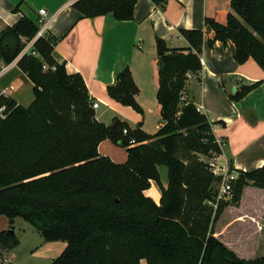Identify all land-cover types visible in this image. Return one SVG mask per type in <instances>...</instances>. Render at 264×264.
Listing matches in <instances>:
<instances>
[{
  "label": "trees",
  "instance_id": "obj_1",
  "mask_svg": "<svg viewBox=\"0 0 264 264\" xmlns=\"http://www.w3.org/2000/svg\"><path fill=\"white\" fill-rule=\"evenodd\" d=\"M151 1L165 9L167 0ZM137 2L78 0L73 7L86 19L125 22L134 20ZM231 9L226 24L208 18L206 25L215 41L235 44L237 63L254 60L264 71V0H232ZM39 32V24L24 16L0 33V61L9 66L20 58L17 68L34 93L28 107L0 96V108L8 112L0 119V217L24 220L47 243H67L52 264H264V257L239 258L215 237L216 222L229 205H240L247 186L264 190V166L238 172L232 202L218 201L215 185L222 177L207 163L222 154L215 124L182 100L189 78L203 70L204 33L180 30L186 49L157 40L164 125L149 135L118 118L100 122L84 78L55 60L58 39ZM260 84L242 87L231 99L241 101ZM138 93L129 67L108 88L111 99L141 113ZM106 140L127 149L126 163L100 155ZM160 166L168 169L167 187ZM153 183L161 192L159 205L146 195ZM19 245L16 233H0V256Z\"/></svg>",
  "mask_w": 264,
  "mask_h": 264
},
{
  "label": "crops",
  "instance_id": "obj_2",
  "mask_svg": "<svg viewBox=\"0 0 264 264\" xmlns=\"http://www.w3.org/2000/svg\"><path fill=\"white\" fill-rule=\"evenodd\" d=\"M76 1L0 0V33L6 27L17 24L24 16L38 22L40 10H46L45 32L58 39L53 56L60 65H65L68 73H79L84 78L91 98L99 102V108L95 110L97 119L110 125L118 118L131 130L141 127L147 134L155 135L164 125L158 101L160 60L157 40H165L170 49H186L189 44L180 35V30L202 31L203 70L189 78L185 101L194 104L215 124V138L225 144L222 154L214 161L217 166L237 176L240 171L250 172L264 166V71L254 60L242 65L237 63L234 58L235 44L229 41L225 46L215 41L214 30L206 25L208 18L226 24L232 12V0H167L165 9L157 7L151 0H138L134 20L125 22L115 21L112 16L83 18L73 7ZM210 42L214 44L211 46ZM19 59L9 66L0 61V67H3L0 80L17 71V75L19 73L29 82L17 68ZM125 67L130 68L139 89L136 100L141 113L109 97L108 88L117 84V72ZM257 82L261 84L241 101L231 99V95L242 87ZM8 96L15 99L11 92ZM99 153L117 164L128 160L127 149L109 140L99 145ZM255 191L264 194V190L247 186L239 207L229 205L220 217L222 220L230 210L233 211L227 225L220 230L214 226L215 237L244 260L262 257H249L238 242L232 243L224 233L230 226L240 224L245 227V224H250L255 237L247 249L256 255L264 252V247L256 248L258 241L264 243V204H256L243 212L247 194ZM146 195L160 204L161 192L157 184L153 183ZM17 221L12 223L0 217V233L9 232L12 228L16 233ZM35 231L32 226L24 229V233ZM41 238L34 250L30 248L32 256L52 264L66 250L67 243H47ZM17 255L13 250L2 253L0 264H15L16 261L20 264Z\"/></svg>",
  "mask_w": 264,
  "mask_h": 264
},
{
  "label": "rangeland",
  "instance_id": "obj_3",
  "mask_svg": "<svg viewBox=\"0 0 264 264\" xmlns=\"http://www.w3.org/2000/svg\"><path fill=\"white\" fill-rule=\"evenodd\" d=\"M2 69H3V67L2 68L0 67V71ZM11 86L14 87V90L11 91V94L14 96V98L16 99L18 104L20 103L22 106L28 107L34 99L32 83H30V81L29 82L26 81L23 76H20L19 73L17 75V71H13L12 74L9 73L8 75H6L5 77H3L0 80V93L2 92L3 89H5L7 87H11ZM208 161H211V160H208ZM159 172L161 174V180H162L163 185L168 186L169 177H168L167 167L160 166ZM238 177H239V175H238ZM222 184H223V182L215 185V189L218 190L219 195H220V190H221ZM222 198L225 201L227 200L229 202H232L233 194L231 193V195H226V196L223 195ZM253 199H255V200H253ZM259 203L264 204V194L257 193L256 191L253 193L249 192L247 194V197L245 198L243 212L245 213L246 211H248L247 209L252 208L251 206H254V205L259 204ZM214 209L216 211V208H214ZM232 212L233 211L230 210L223 217L222 220L219 219L215 224V228L217 227L218 230L223 229L227 225V223L230 221V219L233 215ZM17 220H18L17 224H15V227H16L15 232L20 239V245H19V247H17L15 249L16 251L15 250H13V251L16 252V254H18L17 256H19L20 264H21V262L25 263V264H46V262H44L43 260L34 258L32 256V252L30 251V248H32L31 250H34L35 249L34 247H36V245H38V243L42 240L41 236L36 231H35L36 233H24V229L31 227L30 224H28L27 222H25L22 219H17ZM224 235H227V237L229 238V240L232 243L235 241L238 242L240 248L245 250L246 254H248L249 257L254 259L257 257H263L264 256V252H261V253L256 255L255 253H252V251H249V249H247V248H249L248 244H250L252 242L253 238L255 237V231L250 224H247V225L245 224V227H241L240 224L230 226L229 228H227L225 230ZM259 247H264V243L258 241L256 248L259 249ZM19 248H21L20 251H17V249H19ZM18 252H20V253H18ZM246 254H244V255H246ZM15 264H19V262L16 261ZM143 264H147V263L144 261Z\"/></svg>",
  "mask_w": 264,
  "mask_h": 264
},
{
  "label": "built area",
  "instance_id": "obj_4",
  "mask_svg": "<svg viewBox=\"0 0 264 264\" xmlns=\"http://www.w3.org/2000/svg\"><path fill=\"white\" fill-rule=\"evenodd\" d=\"M40 14V18L38 20V24L40 26V32L38 36H41L45 33V28H46V22L45 19L47 17V11L46 10H40L39 12ZM35 40L27 43V47L25 48L24 53H30L31 48L34 44ZM35 54V53H32ZM14 90V87H7L5 89L2 90V92L0 93L1 95L4 96H8V93H10L11 91ZM182 100L185 101L184 96L182 97ZM94 110H97L99 108V102H93L92 104ZM8 116V112L6 113V107H2L0 108V119H6ZM124 134H128V130L124 131ZM217 144L220 146V148L222 149L224 147V142L220 141V140H216ZM215 159H213L212 161H207V163L209 164L210 170L214 173V175L216 176H220L222 177V186H221V190H220V195L218 196V201L223 200L222 196L223 195H231L232 193V184L233 182H235L238 179V176L232 172H229L228 170H225L224 168H220L219 166H217V164H215ZM222 195V196H221ZM214 208L217 209L218 204H212ZM6 264V263H3Z\"/></svg>",
  "mask_w": 264,
  "mask_h": 264
},
{
  "label": "water",
  "instance_id": "obj_5",
  "mask_svg": "<svg viewBox=\"0 0 264 264\" xmlns=\"http://www.w3.org/2000/svg\"><path fill=\"white\" fill-rule=\"evenodd\" d=\"M235 91H236V89H235ZM11 222L14 223V220H12ZM9 233L13 234L14 233V229L12 228L11 230H9Z\"/></svg>",
  "mask_w": 264,
  "mask_h": 264
}]
</instances>
